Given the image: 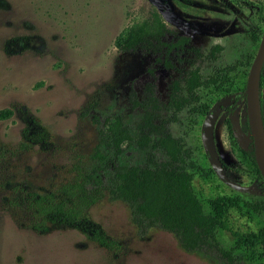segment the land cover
Wrapping results in <instances>:
<instances>
[{
	"label": "rangeland",
	"instance_id": "1",
	"mask_svg": "<svg viewBox=\"0 0 264 264\" xmlns=\"http://www.w3.org/2000/svg\"><path fill=\"white\" fill-rule=\"evenodd\" d=\"M150 10L201 52L221 47L214 61L195 64L205 77L214 68L254 57L249 32L264 14V0H0V111L10 112L0 119V264H223L212 250L184 252L173 234L157 227L140 233L127 205L106 194L86 211L106 246L92 241L90 232L68 226L36 233L21 207L11 204L23 193L54 192L71 183L76 170L91 167L93 116L101 121L117 115L134 135L141 109L131 107V92L141 100L145 84H153L160 117L166 116L167 87L178 78L176 70L154 64L150 53L113 47L115 36ZM183 57L176 68H188L189 55ZM261 67L264 75V61ZM258 97L264 133V84ZM229 104L214 106L203 118L183 111L169 132L188 150L189 161L208 174V179L193 177L200 198L264 203V183L245 155L251 139L244 100L227 116ZM34 122L46 131L45 142L22 140V130H34ZM144 161V153L131 147L121 159L129 165ZM258 218L264 219V209ZM255 227L231 214L233 230ZM218 240L228 247L231 236L218 232Z\"/></svg>",
	"mask_w": 264,
	"mask_h": 264
},
{
	"label": "trees",
	"instance_id": "2",
	"mask_svg": "<svg viewBox=\"0 0 264 264\" xmlns=\"http://www.w3.org/2000/svg\"><path fill=\"white\" fill-rule=\"evenodd\" d=\"M263 26L264 14L249 32L253 52L257 49ZM113 47L119 52L150 53L154 64L165 70H176L178 78L171 80L167 87L166 116L160 117L161 103L155 96L153 84H145L141 100L131 92V107L141 109L134 135L117 115L104 117L101 121L93 116L91 123L95 125L97 138L90 156L91 167L76 170L71 183L54 192L23 193L11 204L21 207L27 214L29 229L36 233H45L53 226H68L85 234L90 232L92 241L106 246L100 230L86 215L87 209L106 194L109 201L127 205L130 222L140 233L157 227L173 234L184 252L212 250L223 264H264V219L258 218L264 203L226 196L200 198L194 192L192 180L194 175L208 179V174L189 161L188 150L168 129L183 111L189 117L203 118L214 106L221 107L225 102L230 103L224 108L230 116L235 105L244 100L245 80L253 56L246 55L231 64L214 68L203 77L195 64L214 61L221 47L213 45L201 52L190 44L189 37L169 30L154 10L148 12L146 19L122 29L115 36ZM184 53L189 55L188 68H176V64L182 65L186 59ZM148 73L152 75L151 70ZM263 84L261 67L258 90ZM9 115L8 110L0 111V119ZM224 123L230 135L231 122L227 118ZM33 124L34 130H22V140L28 144L45 142L46 131L37 123ZM129 147L144 153L142 165L121 162ZM155 153L161 154L163 159L158 160ZM245 155L256 177L261 178L251 142ZM233 213L254 221L255 229L233 230ZM218 232L230 234L228 247L220 245Z\"/></svg>",
	"mask_w": 264,
	"mask_h": 264
},
{
	"label": "water",
	"instance_id": "3",
	"mask_svg": "<svg viewBox=\"0 0 264 264\" xmlns=\"http://www.w3.org/2000/svg\"><path fill=\"white\" fill-rule=\"evenodd\" d=\"M264 61V26L245 80L244 105L257 170L264 182V133L258 97V78Z\"/></svg>",
	"mask_w": 264,
	"mask_h": 264
}]
</instances>
